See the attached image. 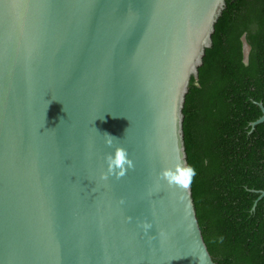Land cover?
I'll use <instances>...</instances> for the list:
<instances>
[{"label": "water", "instance_id": "95a60500", "mask_svg": "<svg viewBox=\"0 0 264 264\" xmlns=\"http://www.w3.org/2000/svg\"><path fill=\"white\" fill-rule=\"evenodd\" d=\"M224 7L0 0V264H216L191 187L157 173L188 163L183 107ZM105 132L135 165L119 180L99 179Z\"/></svg>", "mask_w": 264, "mask_h": 264}, {"label": "trees", "instance_id": "16d2710c", "mask_svg": "<svg viewBox=\"0 0 264 264\" xmlns=\"http://www.w3.org/2000/svg\"><path fill=\"white\" fill-rule=\"evenodd\" d=\"M211 39L183 107L196 215L216 264H264V0H225Z\"/></svg>", "mask_w": 264, "mask_h": 264}, {"label": "clouds", "instance_id": "9594fccd", "mask_svg": "<svg viewBox=\"0 0 264 264\" xmlns=\"http://www.w3.org/2000/svg\"><path fill=\"white\" fill-rule=\"evenodd\" d=\"M104 143L107 147L112 148V152L105 153L104 159L106 163V170L101 171L99 179L107 181L109 177H115L117 180L123 178L130 169L135 167L133 160L129 157L128 150L119 143L117 137L105 132L102 134ZM196 175V170L189 165L182 156H178L176 162L171 167L161 168L157 176L160 180L166 182L169 187L179 188L187 191L193 182ZM124 203L123 199L120 201ZM129 220L131 217L128 218ZM139 226L147 234L152 227L148 221H140Z\"/></svg>", "mask_w": 264, "mask_h": 264}]
</instances>
